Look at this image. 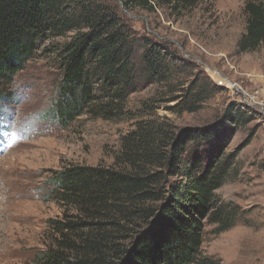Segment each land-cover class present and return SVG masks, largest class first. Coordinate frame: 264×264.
I'll return each instance as SVG.
<instances>
[{"label": "trees", "instance_id": "trees-1", "mask_svg": "<svg viewBox=\"0 0 264 264\" xmlns=\"http://www.w3.org/2000/svg\"><path fill=\"white\" fill-rule=\"evenodd\" d=\"M114 1L127 12L168 9L182 15L204 0ZM120 8L111 0H0V101L40 45L74 34L59 54L60 121L67 125L83 115L131 119L128 98L172 84L177 63L185 61L136 32ZM244 12L238 54L264 46V1H247ZM195 86L184 101H169H179L169 111H199L205 91L192 96ZM152 106H143L134 128L121 138L111 166L72 164L52 172L49 195L61 216L47 221L36 264H197L205 221L220 231L234 226L235 216L225 207L224 213L216 210V192L232 168L223 158L225 148L234 130L252 118L242 107L231 108L217 127L184 130L155 115Z\"/></svg>", "mask_w": 264, "mask_h": 264}, {"label": "rangeland", "instance_id": "rangeland-1", "mask_svg": "<svg viewBox=\"0 0 264 264\" xmlns=\"http://www.w3.org/2000/svg\"><path fill=\"white\" fill-rule=\"evenodd\" d=\"M111 1L136 32L164 44L185 63H177L172 84L154 85L128 98L134 119L83 115L65 125L56 112L63 82L59 54L74 34L39 46L11 81L9 99L0 101V264H36L45 248L47 221L61 216L49 195L52 172L72 164L111 166L121 138L134 128L147 103L153 105L150 112L184 130L217 127L231 108L247 111L252 121L234 130L223 155L232 168L216 192V210L224 213L225 207L235 224L220 231V225L205 221L197 264H264V46L237 53L249 0H204L182 15L168 9L127 12ZM195 82L192 96L205 91L199 111H169L179 102L169 101H184ZM96 94H103L99 87ZM155 99L158 103H151Z\"/></svg>", "mask_w": 264, "mask_h": 264}]
</instances>
